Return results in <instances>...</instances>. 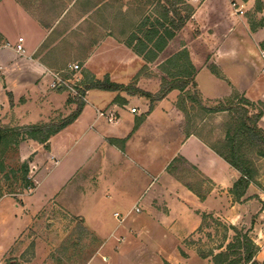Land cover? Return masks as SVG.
<instances>
[{
	"label": "crops",
	"instance_id": "1",
	"mask_svg": "<svg viewBox=\"0 0 264 264\" xmlns=\"http://www.w3.org/2000/svg\"><path fill=\"white\" fill-rule=\"evenodd\" d=\"M245 3L249 4L250 0ZM237 6L243 8L242 3L237 2ZM212 10L209 12L217 11ZM232 15V24L222 33L207 63L200 67L194 78L198 92L209 103L221 100L232 90L251 102L264 100V74L254 68L257 45L264 37H259V31H251L243 15L234 12ZM219 24L220 20L212 23L211 28ZM238 26L251 40L250 47L242 55L233 52L226 57L221 56L222 48L229 40L230 44L240 46L234 33ZM51 32L52 27H41L23 6L13 2L4 7L0 16L1 124L21 126L47 122L58 115L64 117L75 109L74 103H67V92L48 87L51 77L47 70L58 68L57 61L51 58V51L48 53L54 44L42 49ZM4 43L9 46L4 47ZM18 44L23 52L15 50ZM210 64L218 68L227 81L212 71ZM231 68L236 69L234 76L229 72ZM201 76L203 85L200 83ZM109 77L112 82H121L114 74ZM173 92L171 90L155 101L149 109L147 103L140 106V97L125 91L86 90L84 105L78 116L48 139L47 148L34 140L21 145L22 158L38 152L39 161H35L39 164L37 180L34 193L28 200L34 202L38 198L36 203L39 206L52 199L72 213L82 214L70 200L72 185L100 179L104 184L102 194L124 205L122 218L130 216L133 210L127 216L125 213L135 206L141 220L154 223V227L179 242L199 227L202 214L224 216L231 224L243 222L246 225L249 221L255 234L253 240L258 245L255 258L264 261V230L261 227L264 196L255 191L250 183L245 196L239 200L234 198L230 191L237 179V171L200 136L194 132L188 136L183 133L182 121H174L169 114L172 97L169 101L167 98ZM131 107H135L136 111L131 112ZM258 124L264 129L263 116ZM33 143L36 145H30ZM181 164L200 176L196 186L177 175ZM54 168L67 169L68 186L56 189L53 183L49 192L45 182L49 180L48 173L56 170ZM115 171H123V177L119 176L116 182L107 181L110 173ZM247 195L254 196L246 199ZM15 206L20 211L14 218L23 220L24 226L15 232L10 246H0V264H42L40 256L45 250L39 246L29 250L25 245L27 213L23 205ZM115 213L118 212L114 211V216ZM114 230L115 227L107 237ZM17 240L20 242L14 246ZM28 251L31 256L27 255ZM202 259L194 260L202 263L207 260Z\"/></svg>",
	"mask_w": 264,
	"mask_h": 264
},
{
	"label": "rangeland",
	"instance_id": "2",
	"mask_svg": "<svg viewBox=\"0 0 264 264\" xmlns=\"http://www.w3.org/2000/svg\"><path fill=\"white\" fill-rule=\"evenodd\" d=\"M151 1L148 3L145 0H0V11L3 14L4 7L8 3L14 2L23 6L32 20L41 27H52V32L43 43L42 49L49 48L51 43L54 44L48 51V53L51 51V58L58 63V68L53 71L66 78L69 85L76 86L87 73L97 79L107 77L109 80L110 74H114L117 76L116 80L121 81L117 82L118 84L129 88L126 91L114 92L125 91L129 95L140 97L142 101L140 106L147 103L149 108V99L140 94H133L131 89H139L152 94L157 93L162 76L160 65L165 53L160 54L153 62L146 63L126 46L125 40L134 31L141 16L150 14L157 8L154 0ZM232 1L242 3L243 14L241 15H243L245 23L250 29L249 22L253 24L255 28L251 31H259V37H264V0H258L262 5V10L257 13L254 12L256 0H250L249 4L245 3L247 0H187L193 7V16L189 18L186 26L196 27L200 30L199 33H194V41H202L204 48L209 52L207 60L220 42L222 33L234 20L230 5ZM212 9H217V11L209 12L213 11ZM199 15L202 16L200 22L197 20ZM219 20L221 24L211 28L212 23L216 24ZM240 29L241 27L238 26L234 32L235 40L240 46L230 44L229 40L222 48L221 56L226 57L233 52L242 55L250 47L251 40ZM180 38L183 43L186 41L185 37ZM175 43V39H172L167 48L174 50ZM190 46L187 44L190 56L195 62L197 61L195 50ZM255 57L254 68L260 71L258 45ZM207 60L202 65L206 64ZM75 63L79 65L78 69L69 70L68 65ZM197 63L199 64L198 61ZM209 66L212 71L219 74L220 78L227 81L218 68L212 64ZM229 72L231 76H234L236 69L231 68ZM202 80L201 76V84ZM185 89L191 93L197 92L202 100V105L208 107L217 103V101L209 103L203 99L196 87L192 88L188 85ZM60 90L67 92L72 99L76 96L69 90ZM179 94V90L175 89L167 101L172 97L169 114L174 121H182L183 129L185 118L176 107ZM236 94L241 95L232 90L225 97H234ZM253 103L256 108L262 111L264 125V100ZM186 107L189 110L190 107H193L191 109L194 113L195 123L193 132L208 145L219 147L228 123L227 114L225 112L205 113L195 101H186ZM56 117L54 118L56 119ZM31 140L25 138L19 140L17 144H5L1 148V160L3 161V168L0 170V191L3 194L0 195L1 247L10 246L13 243L15 232L19 230V227L24 226L23 220L18 221V217L14 218L15 214H19L18 211H20L19 207L15 205L19 204L24 206V212L28 217L24 228L25 245L29 250L35 246L44 248L45 253L40 256L42 264H212L211 256L208 254L223 250L226 244L232 240L234 231L231 227L247 232L252 240L255 237L249 221L246 225L243 222L231 224L224 216L207 214L199 227L179 242L176 238L154 227V223L141 220L139 212L134 210L137 208L135 206L125 213L127 216L133 210L130 216L122 218L125 211L124 205H120L114 198L102 194L104 184L102 185L100 179L94 182L73 184V188L70 189L69 194L72 197L70 200L83 215L72 213L52 199L45 200L38 206L36 203L38 198L34 202L28 200L34 193L33 189L37 180L39 164L35 161H39L38 152L34 151L26 158H22L20 148L25 141ZM30 145H36V143ZM247 156L251 158L254 167L252 188L264 196V158L257 156L254 152L248 153ZM25 162L28 167L26 179L30 182L28 186H25L21 180V165ZM66 170V168L56 169L48 173L49 180L45 183L49 192L52 191L53 183L56 189L58 187L59 189L67 188ZM126 170H123L124 173ZM123 171L110 173L107 181L116 182L119 176L123 177ZM177 175L193 186H196L201 180L193 169L184 164L180 165ZM243 196H245V192ZM253 196L247 195L246 199ZM114 211H117L119 216H114ZM114 227L115 230L107 237ZM261 227L264 230V221L261 223ZM21 238L23 242V236ZM19 242L17 240L14 246ZM254 244L258 246L255 242ZM200 254L207 255V260L204 259L206 261L203 263L194 260L202 259ZM27 255L31 256L30 251Z\"/></svg>",
	"mask_w": 264,
	"mask_h": 264
},
{
	"label": "trees",
	"instance_id": "3",
	"mask_svg": "<svg viewBox=\"0 0 264 264\" xmlns=\"http://www.w3.org/2000/svg\"><path fill=\"white\" fill-rule=\"evenodd\" d=\"M154 2L157 8L154 12L141 16L134 31L126 38L125 44L146 63L153 62L160 54L165 53L160 65L161 84L157 93L154 94L130 89L133 94H140L149 99V109L155 101L162 99L171 90H179L176 107L184 115L185 125L182 130L186 136L193 133L195 128L194 113L191 110L193 107L189 110L186 107V101H195L205 113L225 112L227 114L228 123L220 146H209L239 174L230 191L238 200L243 196L247 186L253 182L254 167L251 158L247 156L248 153L254 152L257 156L264 158V130L258 125L262 111L256 108L253 102L238 94L234 97H225L217 101L215 105L207 107L202 105L197 92L191 93L185 89L188 85L192 88L196 87L195 75L209 56L202 41H194V33H199L200 30L186 26L189 18L193 16V7L187 0H154ZM261 10L262 5L256 0L254 12ZM201 18L202 16L199 15L197 20L202 21ZM249 25L251 29L255 28L250 22ZM185 26L186 28L183 29ZM180 37H185L186 41L183 43ZM172 39L176 41L174 50L167 48ZM187 44L195 50L199 64L192 60ZM75 88L81 96L89 89L109 91L129 89L128 86L112 82L107 77L97 79L88 73ZM79 95H76L74 99L67 98V103H74L75 109L64 117L58 115L56 119L47 122L15 127L0 124V170L3 168L1 148L5 144H17L19 140L29 138L47 148L48 139L70 124L80 113L84 101ZM27 168L26 162L21 165V180L25 186L30 185L26 179ZM0 195H3L1 191ZM206 215H201L202 220L206 218ZM231 229L234 231V236L225 248L217 253L208 254L211 256L212 264H264V261H258L255 258L258 246L254 244L248 233L234 227ZM200 257L206 258L207 255L200 254Z\"/></svg>",
	"mask_w": 264,
	"mask_h": 264
},
{
	"label": "built area",
	"instance_id": "4",
	"mask_svg": "<svg viewBox=\"0 0 264 264\" xmlns=\"http://www.w3.org/2000/svg\"><path fill=\"white\" fill-rule=\"evenodd\" d=\"M231 5V9L233 10L234 13L236 14H243V10L237 6V3H235L234 1L230 2ZM19 41H21V38H18ZM4 47L9 46L8 43H4L3 44ZM15 50L17 52H23L24 49L22 48V46L20 44L16 45ZM29 57V56H28ZM258 58L260 59V72L262 74H264V38L260 41V43H258ZM78 64H69L68 68L71 71H74L76 69H78ZM47 73L50 75L51 77V81L49 82V87L52 89H65V90H69L71 92H73L75 95H79L75 85H69L68 81L66 78L60 76V73L55 72V71H49L47 70ZM81 97V99L84 100V95H79ZM131 112H135L136 108L135 107H131L130 108ZM137 210V208H134V210ZM115 216H119L118 213H115Z\"/></svg>",
	"mask_w": 264,
	"mask_h": 264
}]
</instances>
